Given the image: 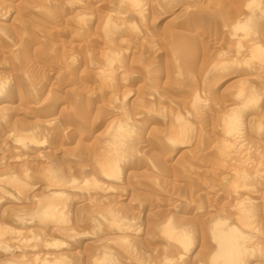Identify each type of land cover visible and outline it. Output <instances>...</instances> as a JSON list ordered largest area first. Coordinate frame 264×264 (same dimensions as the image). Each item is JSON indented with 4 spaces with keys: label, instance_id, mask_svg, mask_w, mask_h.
<instances>
[{
    "label": "rangeland",
    "instance_id": "obj_1",
    "mask_svg": "<svg viewBox=\"0 0 264 264\" xmlns=\"http://www.w3.org/2000/svg\"><path fill=\"white\" fill-rule=\"evenodd\" d=\"M3 104L0 264H264V0H0Z\"/></svg>",
    "mask_w": 264,
    "mask_h": 264
},
{
    "label": "bare ground",
    "instance_id": "obj_2",
    "mask_svg": "<svg viewBox=\"0 0 264 264\" xmlns=\"http://www.w3.org/2000/svg\"><path fill=\"white\" fill-rule=\"evenodd\" d=\"M261 1V0H260ZM139 2H141V1H139ZM257 3H258V1H257ZM160 4V3H159ZM135 7H136V10L138 11L139 10V7H140V4L139 3H137L136 5H135ZM134 7V8H135ZM142 7V6H141ZM4 12V11H3ZM140 15V14H139ZM30 16V15H29ZM39 16V15H38ZM137 16V15H136ZM105 35V34H104ZM256 50V49H255ZM228 58V57H227ZM227 58H226V60H227ZM177 60V59H176ZM116 61V60H115ZM215 63V62H214ZM231 63V62H230ZM229 64V62L227 61L226 63H225V66L224 67H226L227 65ZM221 66H222V63H221ZM220 66V67H221ZM223 67V68H224ZM222 68H220V70H221ZM223 70V69H222ZM224 73V72H223ZM2 101V100H1ZM5 102V101H4ZM252 102V101H251ZM5 104V103H4ZM4 104L3 105H1L0 107H3L4 106ZM226 116V115H225ZM236 117V116H235ZM229 122V121H228ZM237 122V121H236ZM87 123H89V122H87ZM87 123L86 122H83V121H78L77 122V127H79V128H86L88 125H87ZM233 125V124H232ZM89 126H91V125H89ZM93 126V125H92ZM229 126V125H228ZM239 126V125H238ZM230 127H231V125H230ZM78 128V129H79ZM89 128V127H88ZM230 129V128H229ZM229 129H228V131H229ZM232 131V130H231ZM236 131V130H235ZM184 132V131H183ZM126 134V133H125ZM183 134V133H182ZM181 134V135H182ZM232 134V133H231ZM235 134V133H234ZM127 136V135H126ZM247 136V135H246ZM129 137V136H128ZM236 137V136H235ZM116 139V138H115ZM126 139H127V137H126ZM126 139H123V140H125L126 141ZM241 141H242V139H241ZM188 142V141H187ZM250 142V140L248 141V143ZM123 143V142H122ZM126 143V142H125ZM247 143V144H248ZM251 143V142H250ZM250 143H249V146H251L252 147V145H250ZM260 143V142H259ZM118 144H119V142H118ZM127 144V143H126ZM125 144V145H126ZM252 144V143H251ZM121 145V144H120ZM246 145V144H245ZM256 145H257V142H256ZM124 146V145H123ZM237 146V145H236ZM258 146H259V144H258ZM244 148H245V146H243ZM250 147V148H251ZM260 147V146H259ZM118 150L116 151V149L114 150H112L111 152L112 153H116V152H120L119 150V147L117 148ZM124 150V149H123ZM241 150V149H240ZM253 150H254V148H253ZM250 151V150H249ZM257 151H258V148H257ZM256 151V152H257ZM123 152V151H122ZM253 152H255V151H253ZM258 152H260V150L258 151ZM254 156H255V154H254ZM257 156V155H256ZM114 158H116V157H114ZM240 158V156L238 157V159ZM101 159H99V161H100ZM106 160V159H105ZM115 160V159H114ZM117 160V159H116ZM254 160V159H253ZM257 161V160H256ZM105 162V161H104ZM246 162V161H245ZM118 163V161H111L110 159H107V162H106V171H105V173L106 174H109L110 172L112 173V171L114 172V169H115V165ZM252 163L254 164V162H251V165H252ZM256 164V163H255ZM104 165H105V163H104ZM117 166H119L118 164H117ZM253 166V165H252ZM101 167V166H100ZM98 169V168H97ZM117 169V168H116ZM115 169V170H116ZM249 170V169H248ZM252 170V169H251ZM99 171V170H98ZM116 172V171H115ZM114 174V173H113ZM12 175V174H11ZM116 175V174H115ZM14 176V175H13ZM21 176V175H20ZM101 176V175H100ZM112 176V175H111ZM253 176V175H252ZM18 177V176H17ZM110 177V176H109ZM14 178L15 179H17L16 178V176H14ZM23 178V177H22ZM93 178H95V176L93 175ZM80 179V178H79ZM250 179V178H249ZM12 180V179H11ZM23 180V179H22ZM74 180V179H73ZM93 180V179H92ZM95 181V180H94ZM15 183V182H14ZM46 184H47V182H46ZM106 184V183H105ZM104 184V185H105ZM96 185V184H95ZM97 186V185H96ZM75 187V186H74ZM80 187V186H79ZM101 187V186H100ZM246 187V186H245ZM247 188V187H246ZM55 190V189H54ZM239 190V189H238ZM51 191V190H50ZM56 191V190H55ZM55 191H53V192H55ZM59 191V190H58ZM241 191V190H240ZM52 192V191H51ZM53 194V193H52ZM51 195V194H50ZM56 195V194H55ZM47 196H49V195H47ZM51 197V196H50ZM45 200H47V199H45ZM246 196H244V197H240L239 198V200L237 201V203H236V206H237V210H238V212H240V215L243 217V221H244V224H247V222H249V220L251 219H249V216H251V215H249V213H252V212H250V211H248L247 210V205L245 204V202H246ZM49 202V201H48ZM44 203V202H43ZM46 203V202H45ZM50 203V202H49ZM43 206V205H42ZM50 206V205H49ZM51 207V206H50ZM232 208V207H231ZM249 208V207H248ZM250 208H251V205H250ZM49 210V209H48ZM54 210V209H53ZM51 211H52V209H51ZM45 212L46 211H42L41 212V214L42 215H44L45 214ZM34 214V213H33ZM39 218V217H38ZM37 218V219H38ZM251 221V220H250ZM4 225V224H3ZM55 225V224H54ZM6 226V225H5ZM4 226V227H5ZM6 227H8V226H6ZM56 227V226H55ZM168 228H170L169 226H168ZM248 228V227H247ZM252 228V227H251ZM1 229V228H0ZM13 229V228H12ZM164 229V228H163ZM253 229V228H252ZM209 230V229H208ZM210 230H211V228H210ZM238 230V229H237ZM236 229H233V228H231V227H227L226 225H225V223H224V221H222V220H216L215 222H213L212 223V237H213V239L215 240V245H216V248L213 250V251H211V253H209L208 254V259H209V262L207 263V264H240L241 262L237 259L240 255H241V253L242 252H250V253H252L253 252V248H250L249 247V244H250V242H249V240L247 239V237L245 236V234H242V232H240V231H237ZM163 231H167V230H163ZM168 231H169V229H168ZM170 231H171V229H170ZM20 232V231H19ZM56 232V231H55ZM182 232V231H181ZM5 233V232H4ZM3 233V234H4ZM11 233V232H10ZM26 233V232H25ZM161 233H163V232H161ZM165 233V232H164ZM167 233V232H166ZM1 234V233H0ZM22 234H24V232L23 233H21V236H22ZM178 235V234H177ZM16 236V235H15ZM12 237V236H11ZM25 237V236H24ZM178 237V236H177ZM181 237H183V236H181ZM186 237V236H185ZM182 238L183 240H188V238ZM17 239H18V237H16ZM23 238V237H22ZM25 238H27V235H26V237ZM42 238V237H41ZM179 238H180V235H179ZM243 238V239H242ZM36 239H38V237L36 238ZM16 240V239H15ZM20 240V239H19ZM23 240H24V238H23ZM33 240V239H32ZM186 240V241H187ZM0 241H3V239L2 240H0ZM18 241V240H17ZM42 241V240H41ZM23 241H21V243H22ZM25 242V241H24ZM23 242V243H24ZM184 242V241H183ZM3 244H4V241L2 242ZM1 243V244H2ZM26 243V242H25ZM30 243V242H29ZM258 243V242H257ZM26 244H28V243H26ZM50 244V243H49ZM48 244V245H49ZM5 245V244H4ZM7 245V244H6ZM19 245H21L20 243H19ZM23 245V244H22ZM35 245V244H34ZM37 245V244H36ZM39 245H41V244H39ZM45 245H46V243H45ZM215 245H214V247H215ZM31 246V245H30ZM35 247V246H34ZM39 247H41V246H39ZM48 247H50V246H48ZM259 247V246H258ZM40 249V248H39ZM43 249V248H42ZM48 249V248H47ZM248 249V250H247ZM36 251H38V250H36ZM255 252H256V250H254ZM32 253V252H31ZM45 254V253H44ZM36 255H38V257L39 258H37L36 260H35V263L36 264H38V263H40V264H43V263H45V264H58L59 263V260H57V257H56V259L55 260H48L49 258H46V256L47 255H44V257H41L43 254H36ZM56 255V254H55ZM24 256H26V255H24ZM23 255L22 256H18V257H15V258H19L18 260H16V259H14V257H7V258H5V259H3V261H4V264H5V262H7L8 264H23L21 261H19V260H23V259H26V257H24ZM34 256V255H33ZM68 256V255H67ZM52 257H54V256H52ZM59 258V257H58ZM96 258V263L98 264H114V263H112L111 262V260H110V257H106V256H96L95 257ZM94 258V259H95ZM175 259H176V257H175ZM177 261V260H176ZM170 262H172V261H170ZM244 262V261H243ZM246 262V261H245ZM168 263V262H167ZM178 263V261L177 262H175V261H173V263L172 264H177ZM126 264H131L130 262H126ZM166 264V263H165ZM171 264V263H170Z\"/></svg>",
    "mask_w": 264,
    "mask_h": 264
}]
</instances>
